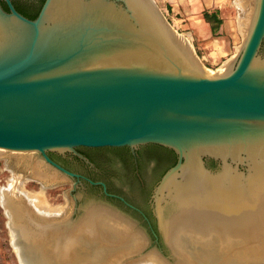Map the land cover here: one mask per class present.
Returning a JSON list of instances; mask_svg holds the SVG:
<instances>
[{
	"label": "water",
	"instance_id": "95a60500",
	"mask_svg": "<svg viewBox=\"0 0 264 264\" xmlns=\"http://www.w3.org/2000/svg\"><path fill=\"white\" fill-rule=\"evenodd\" d=\"M232 60L211 74L153 0H45L33 20L0 0V149L37 154L70 191L62 222L5 192L26 264H264V0ZM145 145L177 159L145 193L121 166L101 177L152 214L153 242L123 198L48 155Z\"/></svg>",
	"mask_w": 264,
	"mask_h": 264
},
{
	"label": "crops",
	"instance_id": "0c3cea01",
	"mask_svg": "<svg viewBox=\"0 0 264 264\" xmlns=\"http://www.w3.org/2000/svg\"><path fill=\"white\" fill-rule=\"evenodd\" d=\"M153 1L173 29L197 46L208 69L238 54L246 25L240 21L237 0Z\"/></svg>",
	"mask_w": 264,
	"mask_h": 264
},
{
	"label": "flooded vegetation",
	"instance_id": "af4514ba",
	"mask_svg": "<svg viewBox=\"0 0 264 264\" xmlns=\"http://www.w3.org/2000/svg\"><path fill=\"white\" fill-rule=\"evenodd\" d=\"M10 2L18 13L30 20H33L38 16L45 0H10ZM1 5L5 11H8V6L4 1H1ZM151 147V145L140 146L135 149L134 152L123 148H77L76 151L84 156L89 163L84 162L72 154L58 156L50 153L48 155L55 163L59 164L66 170L79 175L81 178L77 179L78 183L84 182L88 184L85 179L95 182L100 181L105 184L108 193L123 198L127 204L132 206V208L128 207L118 198L109 199L120 202L127 210L138 215L147 225L148 231L152 237L151 242H153L155 241L154 234H157V229L153 223L152 214L143 210L140 206L130 202L120 193L112 190L110 188V179L101 177L104 175L121 176L123 173L120 169L121 166L126 171L127 176L130 178L133 177V179H136L139 182V188L140 191H142L141 188L148 186L150 181L149 179H151L152 176L155 177L152 168H155L157 162L156 160L150 158L148 154ZM72 164L83 167L85 171L73 168ZM95 187L99 188L102 192L101 186ZM146 203L150 207V195H148Z\"/></svg>",
	"mask_w": 264,
	"mask_h": 264
},
{
	"label": "rangeland",
	"instance_id": "374dc122",
	"mask_svg": "<svg viewBox=\"0 0 264 264\" xmlns=\"http://www.w3.org/2000/svg\"><path fill=\"white\" fill-rule=\"evenodd\" d=\"M155 5L159 9L156 3ZM236 6L239 8L240 21L241 23L243 21L247 28L250 18L253 14L255 0H237ZM179 34L182 37H185L180 32ZM188 41L192 51H194L197 56L200 57L197 46L190 40ZM200 61L205 65L206 61L203 59H200ZM232 61L233 60H229L225 63L224 61L218 62L215 68L209 71H212L211 74L225 72L227 69V66L225 65ZM17 155H23L27 157L30 156L32 158L37 157V159H39L38 155L35 153H14L0 149V192L3 189H7L9 185L12 184L11 181L13 178H17L18 181L13 183V188L17 192L23 193L26 196L32 193H40L43 196L47 207L59 211V215L70 209L71 202L68 179L59 174V179L57 182L43 185L39 181L28 177L21 169L18 168L17 164L14 163L15 160L13 158ZM47 168L49 171L51 170L49 167ZM7 223L8 219L5 210L0 202V264H20L15 249L11 243V237Z\"/></svg>",
	"mask_w": 264,
	"mask_h": 264
},
{
	"label": "bare ground",
	"instance_id": "6f19581e",
	"mask_svg": "<svg viewBox=\"0 0 264 264\" xmlns=\"http://www.w3.org/2000/svg\"><path fill=\"white\" fill-rule=\"evenodd\" d=\"M13 158L15 160L14 163L17 164L19 169H21L28 177L39 181L43 185L52 184L59 179V174L51 170L49 171L46 165L40 159H37V157L32 158L30 156L17 155ZM17 181V178H13L11 181L12 184L9 185L7 189L1 190L0 202L8 219L7 226L9 228L12 246L15 249L20 264H26V262L20 257L12 214L6 206L5 192H7V190L10 191L12 198L18 199L28 209L32 221L62 222L71 216V208L59 215V211L47 207L46 202L40 193H32L26 196L23 193L17 192L13 188V183H16Z\"/></svg>",
	"mask_w": 264,
	"mask_h": 264
},
{
	"label": "trees",
	"instance_id": "16d2710c",
	"mask_svg": "<svg viewBox=\"0 0 264 264\" xmlns=\"http://www.w3.org/2000/svg\"><path fill=\"white\" fill-rule=\"evenodd\" d=\"M152 147L149 149L148 154L150 158L156 160L157 164L153 171L155 183H158L161 177L165 174V172L173 167L176 164V155L173 151L163 148L158 145H151ZM125 150H129L128 148H123ZM148 186L141 188V192L145 193ZM150 195V193L148 194ZM127 199V198H126ZM129 200V199H127ZM132 202L131 200H129ZM133 203V202H132Z\"/></svg>",
	"mask_w": 264,
	"mask_h": 264
}]
</instances>
